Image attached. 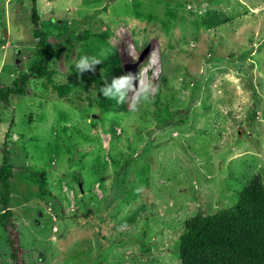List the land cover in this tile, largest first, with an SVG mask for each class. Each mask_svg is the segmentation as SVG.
Masks as SVG:
<instances>
[{"label": "rangeland", "instance_id": "obj_1", "mask_svg": "<svg viewBox=\"0 0 264 264\" xmlns=\"http://www.w3.org/2000/svg\"><path fill=\"white\" fill-rule=\"evenodd\" d=\"M166 2L37 0L53 81H81L65 100L48 77L0 97L26 264H181L186 221L264 178V0ZM34 5L0 0L1 89L37 58ZM113 47L126 74L157 86L158 105L106 112L89 98L103 69L78 74L76 62ZM0 264H14L2 228Z\"/></svg>", "mask_w": 264, "mask_h": 264}, {"label": "trees", "instance_id": "obj_2", "mask_svg": "<svg viewBox=\"0 0 264 264\" xmlns=\"http://www.w3.org/2000/svg\"><path fill=\"white\" fill-rule=\"evenodd\" d=\"M32 1L35 5L31 18L36 27L38 38L37 58L25 75L14 81L13 87L0 88V97L5 101V96L12 94L11 92L23 94L30 79L48 77V82L53 91L57 93L58 98L68 99L80 84L81 76H77L66 84H57L53 81L52 74L47 69L53 59L50 51L51 45L46 32L40 28L41 15L36 5L37 0ZM162 3L165 7L169 5L166 0H162ZM105 10L109 9L105 7ZM217 24L218 21L214 25L217 26ZM94 37L105 42L110 37V33L107 31L102 34L96 33ZM250 52L252 53V51ZM213 54L214 52L211 53V56ZM248 56L241 55L240 60L242 61V58ZM121 64L119 51L113 47V52L105 59L103 58L102 64L99 65L103 69L102 74L92 79L96 91H93L89 98H92L93 103L96 106L99 105L102 111L110 112L123 107L126 103H118L116 99L104 98L98 92L105 81L111 85L113 78L126 74ZM231 65L234 67V64ZM161 79L166 81L164 76ZM5 91L7 93H4ZM160 96V91H156L153 96L157 105L161 99ZM6 154L7 152L4 163L0 167V228L7 236L13 263L26 264L25 250L21 245L20 234L14 222V213L10 205L13 167L9 165ZM239 196V202L231 208L215 214L199 213L186 221L185 229L180 236L181 264H264L263 175L254 177Z\"/></svg>", "mask_w": 264, "mask_h": 264}, {"label": "clouds", "instance_id": "obj_3", "mask_svg": "<svg viewBox=\"0 0 264 264\" xmlns=\"http://www.w3.org/2000/svg\"><path fill=\"white\" fill-rule=\"evenodd\" d=\"M131 51L130 48L128 49ZM105 53L100 52L99 56H82L75 65L76 72L83 74L85 71L95 72L96 66L102 64V59ZM138 80V87L134 85V81ZM157 86L150 80L142 78L139 74L133 75L127 73L117 78L112 79L111 85L104 82V85L99 88L98 92L104 98L116 99L118 103L130 101V108L136 110L142 102L147 103L157 91ZM129 93H132L130 96Z\"/></svg>", "mask_w": 264, "mask_h": 264}, {"label": "bare ground", "instance_id": "obj_4", "mask_svg": "<svg viewBox=\"0 0 264 264\" xmlns=\"http://www.w3.org/2000/svg\"><path fill=\"white\" fill-rule=\"evenodd\" d=\"M155 61H156V59H155ZM155 61H154V62H155ZM145 75H146V74H145ZM145 75H144V77H142V78H145V79H147V75H146V76H145Z\"/></svg>", "mask_w": 264, "mask_h": 264}]
</instances>
